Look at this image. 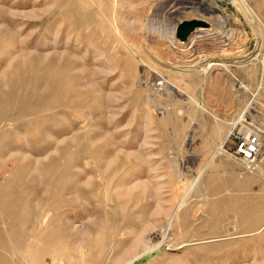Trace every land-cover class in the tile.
Returning <instances> with one entry per match:
<instances>
[{
    "label": "rangeland",
    "instance_id": "374dc122",
    "mask_svg": "<svg viewBox=\"0 0 264 264\" xmlns=\"http://www.w3.org/2000/svg\"><path fill=\"white\" fill-rule=\"evenodd\" d=\"M242 2L0 0V264H264V161L232 156L264 130ZM209 6L224 34L174 48Z\"/></svg>",
    "mask_w": 264,
    "mask_h": 264
},
{
    "label": "built area",
    "instance_id": "2783aa9c",
    "mask_svg": "<svg viewBox=\"0 0 264 264\" xmlns=\"http://www.w3.org/2000/svg\"><path fill=\"white\" fill-rule=\"evenodd\" d=\"M262 121L264 128V120ZM239 125L237 134H232L235 141L232 156L245 171L252 173L264 161V130L256 127L257 123L249 125L244 121V124Z\"/></svg>",
    "mask_w": 264,
    "mask_h": 264
},
{
    "label": "bare ground",
    "instance_id": "6f19581e",
    "mask_svg": "<svg viewBox=\"0 0 264 264\" xmlns=\"http://www.w3.org/2000/svg\"><path fill=\"white\" fill-rule=\"evenodd\" d=\"M181 1H185V4L187 5L189 0H181ZM242 5H243V8L245 9L246 12L250 13L253 15V12L252 10L249 8L248 4L245 2V0H243L242 2ZM211 9H213L212 6H209L208 8H206L202 13V15H200L201 17L207 19L210 23L206 22V21H203L205 22L207 25H208V28L206 27H200V28H196L195 31L193 33H191V35L189 36V38L187 39V42L185 43H182L178 40L175 39V30H176V25H175V28L174 26L171 28L170 32H169V38H170V42L171 44H174V48L176 49H181V51H185L187 49V45L191 42H193V44L196 43V41H198L199 38H204V37H212L213 35L215 36H221L222 34H224L223 30H222V24H223V21L220 17L214 19V18H211ZM191 11H193L192 9H190ZM253 18V17H252ZM198 33H203L201 36H198L196 34ZM225 37V36H224ZM208 39V38H207ZM231 40V38H230ZM229 41V39H228ZM179 44V45H178ZM183 48V49H182ZM185 49V50H184ZM219 151L220 153L223 151V145L221 144L220 147H219ZM24 208V207H23ZM25 210V208L23 209ZM56 211V210H55ZM19 213V212H18ZM63 214V213H62ZM61 216V215H60ZM57 220V219H56ZM22 221V220H21ZM20 221V222H21ZM28 221V220H27ZM31 221V220H29ZM32 223V222H30ZM52 223H55V226H54V229L57 228L58 230L60 229L63 230V231H67L69 232L71 229L67 226V223L65 222H59L58 220L57 221H54ZM50 223V226H49V229L51 231H53V229H51V224ZM58 223V224H56ZM14 225V224H13ZM12 227V226H11ZM15 227V226H14ZM17 227V226H16ZM18 228V227H17ZM56 230V231H58ZM49 232V231H48ZM62 232V231H61ZM72 232V231H71ZM75 232V231H74ZM74 232H72L74 234ZM47 235V233H46ZM49 235V233H48ZM64 236L66 238H69L67 239L65 242H64V245L65 246H69V244L71 243V240H72V236L70 235V233H64ZM74 236V235H73ZM77 238V237H76ZM60 240V239H59ZM79 240V239H78ZM75 243V242H74ZM78 243V242H77ZM80 245V244H79ZM76 246V245H75ZM78 246V245H77ZM46 247V246H45ZM44 251V250H43Z\"/></svg>",
    "mask_w": 264,
    "mask_h": 264
},
{
    "label": "water",
    "instance_id": "95a60500",
    "mask_svg": "<svg viewBox=\"0 0 264 264\" xmlns=\"http://www.w3.org/2000/svg\"><path fill=\"white\" fill-rule=\"evenodd\" d=\"M207 27V24L201 20H185L180 22L175 30V39L185 43L191 33L195 31L196 28Z\"/></svg>",
    "mask_w": 264,
    "mask_h": 264
}]
</instances>
